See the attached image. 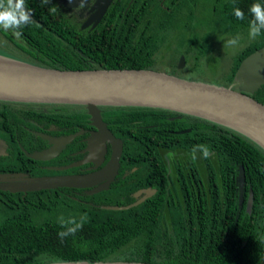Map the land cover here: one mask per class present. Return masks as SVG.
Masks as SVG:
<instances>
[{"label":"trees","instance_id":"1","mask_svg":"<svg viewBox=\"0 0 264 264\" xmlns=\"http://www.w3.org/2000/svg\"><path fill=\"white\" fill-rule=\"evenodd\" d=\"M173 1L176 2L173 8L169 5L162 9L157 5L154 8L157 16L141 23L139 33L142 36L137 44L132 41L133 36L122 35L123 32H137L136 24L127 22L124 29L116 25L106 31L110 34L104 50L102 45H98L99 50H96L87 39L83 41L84 45L77 46L94 63L86 61L80 52L63 54V48L52 46L50 54L57 62L44 61L39 65L71 70L146 68L229 85L240 61L264 45V32L254 40L248 36L249 7L264 0ZM234 7L245 13V19L235 17ZM204 13L205 16L200 17ZM213 27L220 32L214 34L205 30ZM60 31L67 33L75 29L61 21ZM236 36L243 37V40H239L231 52L225 44ZM48 42L44 41L45 47L49 46ZM229 53L232 54L227 64L225 58ZM181 54L185 56V66L177 69ZM219 56L225 61L224 67L217 65ZM215 68H221V71L216 73ZM206 69L214 75L205 76L208 75ZM252 97L264 104V84ZM102 110L111 130L124 140L126 154L141 153L146 147L155 151V143L173 146L170 139L178 140L181 145L194 143L190 137L196 133L195 130L176 135L169 131L175 122L154 115L151 117L150 114L175 112L127 106H105ZM44 114L61 123L71 121L68 119L71 117L74 120H86L87 117L83 110ZM136 117L144 119V123H158L159 126L134 128L132 120ZM195 119L205 125V144H210L217 152L224 177H234L238 165H243L245 181L250 183L254 195L250 216L240 214L234 223L233 207L221 204L219 209L205 207L204 211L196 209L189 214L180 204L174 206L171 201L168 204V222L162 198H154L138 207L113 210L90 206L56 188L25 194L0 190V264H46L60 260L264 264V150L231 129ZM217 130L223 132L218 133ZM150 156L152 158L154 154ZM154 157L161 161L159 154ZM101 196L95 195L99 204H117L105 201ZM85 198L95 200L93 196ZM84 214H87L88 221L83 228L61 241L57 235L63 230L60 218L79 221Z\"/></svg>","mask_w":264,"mask_h":264},{"label":"flooded vegetation","instance_id":"2","mask_svg":"<svg viewBox=\"0 0 264 264\" xmlns=\"http://www.w3.org/2000/svg\"><path fill=\"white\" fill-rule=\"evenodd\" d=\"M175 3L173 0H49L47 5L42 6L41 0H25L26 7L32 12L33 23L20 29L19 36L12 30L0 28V48L38 65L44 61L57 62L55 56L50 54L49 49L52 46L63 48L65 50L63 54H72L74 51L80 52L77 46L84 45L83 41L87 39L96 50H99L98 45H102L104 50L110 34V32L106 34V31L114 29L116 25L119 29H124L127 22L136 24L137 32L135 31V34L123 32L122 35L133 36L131 39L137 44L142 36L139 33L141 23L149 22L158 14L154 8L157 5L162 9H167L169 5L173 8ZM61 21L73 27L75 31L61 32ZM42 40H48L49 46L45 47ZM80 55L83 58L87 56L81 52ZM86 61L94 63L90 58ZM102 107L105 106L100 107L102 118L111 130ZM73 110H83L86 113L84 108L75 109L73 105L68 104L51 105L0 100V173L23 172L32 177L89 175L88 187L56 189L90 206L113 205L99 204L95 195L102 194L103 200L116 202L117 204L113 206L126 207L123 209L138 207L154 198H162L165 215L170 213L168 204L171 201L174 206L180 204L189 214L196 209L200 212L204 211L205 207L209 210L219 209L221 204H224L223 207H233L234 223L240 214L247 213L249 216L252 214L254 195L250 183L247 184L245 181L243 165H238L234 177H224L217 152L213 146L205 144V125L197 121L194 116L177 112L150 113L151 117L154 115L175 122L169 131L176 135L195 130L196 133L190 137L191 142H194L193 145L190 143L181 145L178 140L170 139L173 146L155 143V151L146 147L141 153L126 154L124 140L111 130L122 140V152L118 163L104 171L110 163L114 148L106 144L105 150L100 154L99 151L91 150L88 139L96 129L90 124L87 113L86 120H74L71 117L68 118L71 121L65 123L44 114H61ZM144 121L136 117L132 120V125L134 128L159 126L158 123H144ZM217 132L223 131L217 130ZM69 134L75 136L56 155L46 159L29 156L39 152L48 154L46 150L52 146V143L44 135L53 139ZM201 144L209 146L211 155L205 159L197 149L194 160L193 149ZM161 150L164 151L165 158L161 155ZM156 153L161 157L160 162L154 157ZM152 154L154 156L151 158ZM240 167L244 173L242 185H239L237 180ZM107 183L108 186L105 188L104 185ZM250 194L252 202L248 204ZM89 196H93L95 200H86L85 197L89 198Z\"/></svg>","mask_w":264,"mask_h":264},{"label":"water","instance_id":"3","mask_svg":"<svg viewBox=\"0 0 264 264\" xmlns=\"http://www.w3.org/2000/svg\"><path fill=\"white\" fill-rule=\"evenodd\" d=\"M180 55L177 68H183ZM264 84V46L244 57L229 85L188 79L153 69H59L31 63L0 48V100L42 104H68L84 108L95 132L88 139L92 151L114 150L107 170L118 163L122 140L116 137L103 120L101 106L148 107L194 116L231 129L264 150V104L252 94ZM75 134L58 138L44 135L52 146L29 154L35 159L56 155ZM164 151L161 155L164 157ZM165 160V159H164ZM102 173V172H100ZM99 174V173H98ZM89 175L29 176L23 172L0 173V190L9 192L38 191L58 187H88ZM244 173L240 167L238 183ZM108 183L104 185L106 188ZM103 188V187H102ZM100 188V189H102ZM251 193V192H250ZM249 195L248 204L251 201ZM105 209L126 207L103 205ZM167 221L169 222V216ZM46 264H158L140 261L60 260Z\"/></svg>","mask_w":264,"mask_h":264},{"label":"clouds","instance_id":"4","mask_svg":"<svg viewBox=\"0 0 264 264\" xmlns=\"http://www.w3.org/2000/svg\"><path fill=\"white\" fill-rule=\"evenodd\" d=\"M48 3L49 0H41L42 6ZM248 11L251 16L248 36L254 40L264 32V2L253 3ZM234 15L239 20L245 19V13L239 7H234ZM32 23V12L26 7L25 0H0V28L12 30L19 36L21 34L19 30ZM239 40V36L231 38L226 41L225 46H236ZM197 149L201 151L203 158L207 159L210 157L209 146L201 144L193 149L194 160L196 159L195 152ZM87 221V214H84L79 221L75 218L65 220L61 217L59 223L63 230L58 232V237L63 241L69 235H75L78 230L83 228Z\"/></svg>","mask_w":264,"mask_h":264},{"label":"rangeland","instance_id":"5","mask_svg":"<svg viewBox=\"0 0 264 264\" xmlns=\"http://www.w3.org/2000/svg\"><path fill=\"white\" fill-rule=\"evenodd\" d=\"M205 12H206V10H205ZM205 16V13L204 14H202L200 17H204ZM205 30H210V33H214V32H220V31H218L217 29H215L214 27L213 28H209V29H205ZM201 32L202 33H205V31H203L202 29H201ZM215 34V33H214ZM243 40V37H241V39H240V41H242ZM239 41V42H240ZM228 49H230V51L231 52H233L234 50H235V48H236V46H229V47H227ZM232 54V53H231ZM230 53L226 56V58H225V60L227 61V64H228V61H229V58H230V55H231ZM204 58V57H203ZM219 59H220V61H218L217 62V65L219 64L220 66H222V67H224L225 66V61L223 60V58L222 57H220L219 56ZM177 68V67H176ZM207 68V67H206ZM177 69H180V68H177ZM207 71H206V73L208 74V75H206V74H204L205 76H212V75H214V73L213 72H210V71H208L209 69H206ZM215 71H216V73H219L220 71H221V68H215Z\"/></svg>","mask_w":264,"mask_h":264}]
</instances>
